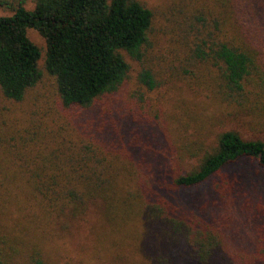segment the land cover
<instances>
[{"label":"trees","instance_id":"16d2710c","mask_svg":"<svg viewBox=\"0 0 264 264\" xmlns=\"http://www.w3.org/2000/svg\"><path fill=\"white\" fill-rule=\"evenodd\" d=\"M27 1L0 0V94L32 104L48 76L72 123L34 105L0 123V264H264V204L231 169L264 172L233 123L264 128V0ZM162 87L168 108L146 96ZM95 201L86 262L70 242Z\"/></svg>","mask_w":264,"mask_h":264},{"label":"rangeland","instance_id":"374dc122","mask_svg":"<svg viewBox=\"0 0 264 264\" xmlns=\"http://www.w3.org/2000/svg\"><path fill=\"white\" fill-rule=\"evenodd\" d=\"M149 6L154 9L162 10L166 6V0H144ZM34 0H28L26 7L31 9L33 7ZM12 11L0 5V16L10 15ZM156 25L157 28L161 26L163 19L156 15ZM27 34L29 38L37 45L43 47L44 39L33 29H28ZM135 74H136V65L133 64L132 70L130 72V77L126 80L121 94L126 90L136 87L135 84ZM35 89L40 91V94L36 97L39 100L30 104V97H26L22 102L12 104L6 102L0 94V123H3L4 120L6 123H19L17 120L21 116H25L26 110L29 107L35 106V111L37 112V117L43 123H72L71 120L66 118L55 105V91L52 79L48 76H44L41 83H39ZM173 87H162L159 90L146 93V96L150 99V102L154 106H163L170 107L171 102L176 98L175 93L172 91ZM33 92V91H32ZM120 94V95H121ZM125 94V93H124ZM189 93L185 91V95ZM198 96L200 102H203L201 95ZM119 99L120 96L118 95ZM117 97V98H118ZM121 100V99H120ZM55 101V102H54ZM34 105V106H33ZM214 111V105L208 104L206 106V112ZM90 111H85L82 113L83 116H87ZM236 127L244 138L260 139L264 142V128L258 125L255 120H243V118L237 119L235 122ZM240 168H245L244 171L248 175L247 188L252 192L253 197L256 198V202L264 204V172L261 171L256 164H245L237 163L231 167L232 170L236 171ZM104 209L100 201H95L90 205L87 220L80 227L74 231V238L70 242L72 246L71 253H77L80 259H89V253L86 248H82L90 243V238H93L95 231H100L106 228V222L104 221ZM248 227L245 228L244 232L248 231ZM89 241V243H87ZM80 246L79 247L77 246ZM76 248H75V247ZM84 261V262H85Z\"/></svg>","mask_w":264,"mask_h":264}]
</instances>
